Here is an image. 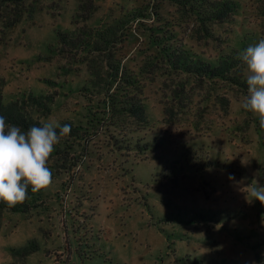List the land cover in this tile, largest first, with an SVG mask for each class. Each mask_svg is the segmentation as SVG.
Listing matches in <instances>:
<instances>
[{"label": "rangeland", "instance_id": "1", "mask_svg": "<svg viewBox=\"0 0 264 264\" xmlns=\"http://www.w3.org/2000/svg\"><path fill=\"white\" fill-rule=\"evenodd\" d=\"M234 1L239 12L233 23L216 29L211 54L216 45L239 48L244 40L255 45L264 39V1ZM95 2L98 8L86 22L75 0L60 7L42 0L44 8L32 19L4 33L0 27L5 104L56 95L50 114L36 117L90 127L89 106L79 92L86 67L73 62V51L58 34L103 25L118 15L120 3L148 6L147 13L158 5ZM223 91L197 89V108L168 125L156 85L148 97L153 128L134 134L102 128L90 142L61 144L52 183L30 211L4 212L0 264H264V205L249 203L245 189L254 177L264 185V128L240 107L245 94ZM218 93L229 99L226 114Z\"/></svg>", "mask_w": 264, "mask_h": 264}, {"label": "trees", "instance_id": "2", "mask_svg": "<svg viewBox=\"0 0 264 264\" xmlns=\"http://www.w3.org/2000/svg\"><path fill=\"white\" fill-rule=\"evenodd\" d=\"M41 1L0 0L1 32L25 18L32 19L44 8ZM75 1L84 22L98 8L95 0ZM66 2L68 0H51L50 4L60 7ZM157 3L150 13H147L148 6L120 3L117 4L118 15H111V20L103 25L91 28L85 24L70 33L58 34L60 43L68 44L73 51V62L86 67L88 77L79 92L89 106L87 123L90 127L75 124L68 118L60 122L70 124L71 133L61 138L49 158L47 166L53 178L54 157L60 154L61 144L73 146L75 139L90 142L102 128L125 134L153 128L148 97L156 85L161 92L163 120L168 125L180 123L197 108L194 103L197 89L208 95L223 89L225 93L246 94V79L236 57L249 43L244 40L239 48L220 44L215 46V54L209 53L211 45L218 41L216 29L234 22L238 4L234 0H157ZM165 6L168 10L163 14ZM141 20L152 22L148 25ZM134 40L136 45L130 48ZM225 93L216 94L215 99L226 114L229 99ZM55 98L56 95H31L5 104L0 95V116L22 130L41 126L35 114L49 115ZM197 122L193 126L199 130ZM85 147L86 144L83 149ZM139 148L144 151L147 145ZM43 191L33 193L29 187L25 202L12 208L0 201V228L4 212H29L31 203L37 202Z\"/></svg>", "mask_w": 264, "mask_h": 264}, {"label": "clouds", "instance_id": "3", "mask_svg": "<svg viewBox=\"0 0 264 264\" xmlns=\"http://www.w3.org/2000/svg\"><path fill=\"white\" fill-rule=\"evenodd\" d=\"M236 58L247 85L240 107L256 116L264 128V39L249 45ZM40 125L22 130L0 116V201L9 208L25 202L29 187L36 193L51 185L49 158L61 138L71 133L70 124L41 121ZM245 189L249 203L258 200L264 205V185L255 177Z\"/></svg>", "mask_w": 264, "mask_h": 264}]
</instances>
